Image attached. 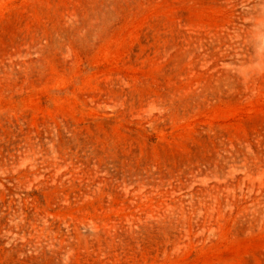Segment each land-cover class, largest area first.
I'll use <instances>...</instances> for the list:
<instances>
[{
    "label": "rangeland",
    "instance_id": "obj_1",
    "mask_svg": "<svg viewBox=\"0 0 264 264\" xmlns=\"http://www.w3.org/2000/svg\"><path fill=\"white\" fill-rule=\"evenodd\" d=\"M0 264H264V0H0Z\"/></svg>",
    "mask_w": 264,
    "mask_h": 264
}]
</instances>
